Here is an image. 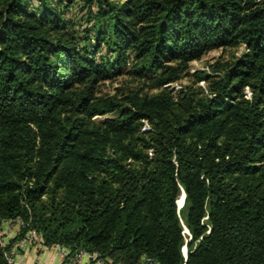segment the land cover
Instances as JSON below:
<instances>
[{"label":"trees","instance_id":"trees-1","mask_svg":"<svg viewBox=\"0 0 264 264\" xmlns=\"http://www.w3.org/2000/svg\"><path fill=\"white\" fill-rule=\"evenodd\" d=\"M4 221L0 264L29 231L108 264H264V0H0Z\"/></svg>","mask_w":264,"mask_h":264},{"label":"rangeland","instance_id":"rangeland-1","mask_svg":"<svg viewBox=\"0 0 264 264\" xmlns=\"http://www.w3.org/2000/svg\"><path fill=\"white\" fill-rule=\"evenodd\" d=\"M33 5H36L34 1L32 2ZM63 15L65 19L71 20L74 23H76V26L78 27V30L86 29L88 26L85 22L86 20V12L84 10H81L80 5H75L69 8L67 11L63 12ZM241 52V49H238L236 51L234 50H228L226 52L222 50H217L208 53L201 61L194 62L190 65V73H193L195 70L200 71H208V65L213 64L215 61L218 60H226L231 55L237 56ZM189 83L188 79H183L181 82H178L177 84H173V87L175 89H179V87L182 85H187ZM136 84L132 82L127 77H119L116 79H113L111 81L104 82L99 85L98 87V94L101 96H116L118 98H121L124 93L128 91V89H136ZM180 85V86H179ZM199 86L204 87V83H199ZM103 118H100L102 120ZM145 129L142 131H147L148 127L145 125ZM182 198L180 199V201ZM16 222V221H13ZM16 224H18L16 222ZM16 227L19 229L20 225H16Z\"/></svg>","mask_w":264,"mask_h":264},{"label":"crops","instance_id":"crops-1","mask_svg":"<svg viewBox=\"0 0 264 264\" xmlns=\"http://www.w3.org/2000/svg\"><path fill=\"white\" fill-rule=\"evenodd\" d=\"M16 222L4 221L0 223V231L4 243H9L18 234ZM13 264H71L64 260L56 247H44L36 239L31 241L21 239L12 246ZM79 264H100L95 257L80 259Z\"/></svg>","mask_w":264,"mask_h":264},{"label":"built area","instance_id":"built-area-1","mask_svg":"<svg viewBox=\"0 0 264 264\" xmlns=\"http://www.w3.org/2000/svg\"><path fill=\"white\" fill-rule=\"evenodd\" d=\"M146 127L144 126L143 127V130L145 129ZM20 226L22 225V223L20 221H16ZM17 224V225H18ZM26 239L31 241L33 239H36L40 242L41 244V236L36 233L35 231H29L26 235ZM0 244L2 245H5L6 243H4L3 239H2V235H1V231H0ZM58 249L59 253L62 255V257L64 258L65 261L71 263V264H79L80 263V259L83 258V257H86V258H91V257H96L97 256H93V255H90L86 252H83V251H79L73 255H71L70 253V250L67 249V248H64V247H61V246H54ZM4 257H5V262L6 264H13V251L11 250L10 252H6L4 254ZM100 264H108V263H105L103 261H99ZM143 264H156L155 261H153L152 259H149V258H145L144 259V263Z\"/></svg>","mask_w":264,"mask_h":264},{"label":"water","instance_id":"water-1","mask_svg":"<svg viewBox=\"0 0 264 264\" xmlns=\"http://www.w3.org/2000/svg\"><path fill=\"white\" fill-rule=\"evenodd\" d=\"M183 195V194H182ZM185 232L187 233V230L185 229ZM183 254H184V257L185 259L187 258V254H186V248L183 249Z\"/></svg>","mask_w":264,"mask_h":264},{"label":"bare ground","instance_id":"bare-ground-1","mask_svg":"<svg viewBox=\"0 0 264 264\" xmlns=\"http://www.w3.org/2000/svg\"><path fill=\"white\" fill-rule=\"evenodd\" d=\"M182 195V194H181ZM183 199V196L181 197Z\"/></svg>","mask_w":264,"mask_h":264}]
</instances>
